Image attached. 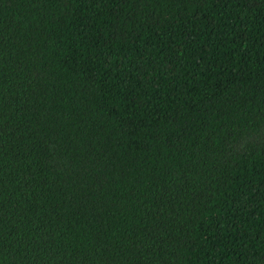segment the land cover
I'll return each mask as SVG.
<instances>
[{"label":"trees","instance_id":"1","mask_svg":"<svg viewBox=\"0 0 264 264\" xmlns=\"http://www.w3.org/2000/svg\"><path fill=\"white\" fill-rule=\"evenodd\" d=\"M0 264H264V0H0Z\"/></svg>","mask_w":264,"mask_h":264}]
</instances>
